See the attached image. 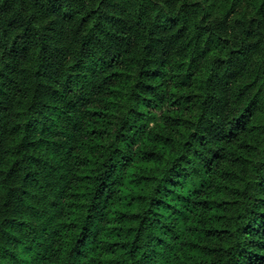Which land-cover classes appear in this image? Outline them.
Segmentation results:
<instances>
[{"label":"trees","instance_id":"1","mask_svg":"<svg viewBox=\"0 0 264 264\" xmlns=\"http://www.w3.org/2000/svg\"><path fill=\"white\" fill-rule=\"evenodd\" d=\"M0 264H264V0H0Z\"/></svg>","mask_w":264,"mask_h":264}]
</instances>
